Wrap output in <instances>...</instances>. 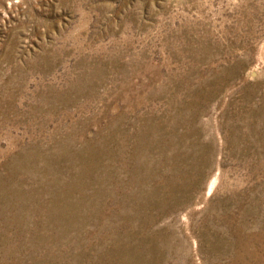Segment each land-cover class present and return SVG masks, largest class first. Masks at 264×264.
<instances>
[{
  "label": "rangeland",
  "instance_id": "374dc122",
  "mask_svg": "<svg viewBox=\"0 0 264 264\" xmlns=\"http://www.w3.org/2000/svg\"><path fill=\"white\" fill-rule=\"evenodd\" d=\"M0 264H264V0H0Z\"/></svg>",
  "mask_w": 264,
  "mask_h": 264
}]
</instances>
